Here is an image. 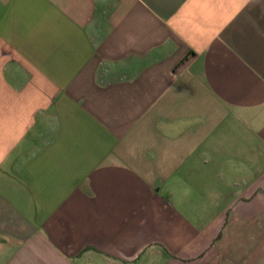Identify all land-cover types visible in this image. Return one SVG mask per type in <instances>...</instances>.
<instances>
[{
  "label": "crops",
  "instance_id": "1",
  "mask_svg": "<svg viewBox=\"0 0 264 264\" xmlns=\"http://www.w3.org/2000/svg\"><path fill=\"white\" fill-rule=\"evenodd\" d=\"M0 264H264V0H0Z\"/></svg>",
  "mask_w": 264,
  "mask_h": 264
}]
</instances>
